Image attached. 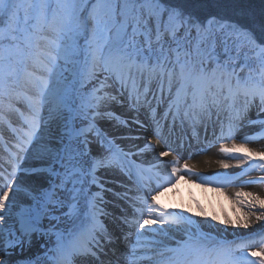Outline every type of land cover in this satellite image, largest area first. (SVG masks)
Segmentation results:
<instances>
[{"label":"snow or ice","instance_id":"snow-or-ice-1","mask_svg":"<svg viewBox=\"0 0 264 264\" xmlns=\"http://www.w3.org/2000/svg\"><path fill=\"white\" fill-rule=\"evenodd\" d=\"M89 2L91 7L85 5L82 11L84 0H0V120L4 119L2 98L8 95L10 81L16 75V66L30 61L43 74L26 70V77L35 87L36 95L26 97L30 115L24 117L28 130L21 139L20 151H25L34 141L40 143L42 123L47 125V121L41 116V109L47 110L49 119L57 122V127L63 124L62 134L57 141L61 147L53 149L47 144H41L36 153L37 159L49 162V167L39 170L48 172L53 177V186L47 191L34 196L29 194L32 202L26 206L16 205L10 198V193L19 191L16 186L18 165L13 162L15 158L6 161L11 164L10 172L7 168L0 172V229L6 228L9 221H12L10 243L14 240L16 245H22L25 238L39 232L43 221L56 212L58 206H66L68 211L65 215L70 220L73 219V204H63V193L71 186L68 199L76 202L84 185L89 182V177L95 183L96 168L103 166V161L96 160L88 168L87 160L82 159L88 154V134L94 130L86 109H95V115H98L101 104L109 97L107 94L98 95L100 89H94L88 100L82 101L80 109L76 110L69 103V76L65 73L77 75L83 81L99 71L104 74L101 88L112 79L122 90L128 91L129 99H134L135 103H140L141 97H146L149 91L145 84L141 93L138 79L151 82L159 76L163 81L166 76L170 93L172 87L176 86L169 109L175 105L179 111L183 105L186 108L185 115L191 111L194 117L205 113L210 117L213 108L219 110L222 106L231 109L239 96L245 97L246 104L255 97H259L261 104H264V65H261L259 80L250 76L241 81L236 77L233 83L235 73L227 71L228 61L223 64L220 62L214 43L210 48L202 46L207 40L214 38L210 31L214 20H210L208 26H203L174 0ZM84 12H87L86 17ZM193 29L196 31L195 37L191 36ZM181 30L185 33L182 37L178 35ZM82 31L87 36L84 45L80 44ZM165 44H168L167 49ZM173 44L175 47H172ZM82 55L83 65L80 64ZM228 59L233 58L229 55ZM77 116L88 120L87 128L78 131L69 128L66 121L69 117ZM236 116L240 117L239 111ZM261 123L264 126V122ZM159 135L156 132V136ZM65 136L68 137L67 144L64 143ZM80 138H83L82 141ZM228 138H232L231 127ZM249 139L255 137H246L245 141ZM81 143L83 147H80ZM145 147L151 148L152 145L147 144ZM240 149H244L243 144H233L231 148L222 145L220 151L228 153ZM244 150L264 161V152ZM167 155L168 152H160L161 157ZM249 158V155L244 157L245 160ZM221 164L228 167L222 161ZM170 165L171 172L164 177L163 183L157 184L151 203L147 199L142 200L148 217L143 218L142 222L135 221L139 224V229L145 230L138 231L137 234L143 236L145 232H153L158 235L166 232V229L181 225L189 226L185 230L189 234L186 240L174 247L162 242L159 246L154 244L149 261L154 264H264V231L252 243L242 241L235 247L209 245L191 232V226L196 222L189 216L166 212L162 206H157V195L160 194L158 190L165 184L171 185L173 181L180 179L179 160L174 158ZM187 167L184 165L185 169ZM253 169L264 172V163L258 167L251 166L248 170ZM186 174L191 175V171L188 170ZM260 182H264V176L246 183ZM236 196L249 198L246 205L244 201H240L242 206L249 209L240 226L248 228L257 221H264V198L252 192H237ZM257 206L261 210L259 213L252 210ZM145 207L137 209L141 217ZM153 225L159 227L153 228ZM85 231L83 228L80 231L66 229V234L58 236L53 264H75L78 256L96 255L89 247L91 240L95 239L91 231L87 233L90 239L82 242ZM249 248L254 250L245 253V249ZM0 264H5V261L0 259Z\"/></svg>","mask_w":264,"mask_h":264},{"label":"rangeland","instance_id":"rangeland-1","mask_svg":"<svg viewBox=\"0 0 264 264\" xmlns=\"http://www.w3.org/2000/svg\"><path fill=\"white\" fill-rule=\"evenodd\" d=\"M87 0H84V3L81 5V9L83 11L85 5L89 7V4H85ZM91 7V4H90ZM84 16H87V12L83 13ZM210 20H214L213 25L210 28L211 33L214 34V38H210L205 42L204 47H212L213 43L215 45L216 53L218 54V58L220 62L223 64L225 61H228L229 67L227 71L229 73L234 72L235 75L232 77L233 83H235L236 77H239L241 81L245 77H252L254 80L260 79V72H261V65H264V52H262V49H264V46H260L257 44V40L254 39V36H252V31L246 30L240 25L236 24V22H227V21H219L216 19H208L205 22L200 23L203 26H208V22ZM90 28V23H89ZM179 36H184L185 33L183 30L178 34ZM191 36H196L195 29L192 30ZM87 39V36L82 31L80 36V44L84 45L85 41ZM168 39L167 37L165 38ZM195 43V40H193V44ZM172 47H175V44L172 45ZM165 48H168V44H165ZM225 49L228 51L226 52ZM171 56L172 54L169 53ZM231 55L233 58L232 60H229L228 57ZM84 56L82 55L80 57V64L83 65ZM17 71L14 79L10 81V87L8 90V95L3 97V116L7 117L8 112L18 108L17 104L13 100L14 97H21L23 99V96L26 97H35L36 95V89L35 87L29 83L27 77H26V70L37 72V74L42 75L43 73H40L38 69L32 65V63L26 62L23 65H17L16 66ZM65 75L69 76L68 80V90H69V103L74 106L76 110L80 109L81 103L86 102L89 98V94L93 92L94 89H100V91L97 93L98 95H105L109 97V99L106 102H103L98 109L99 114L95 115V112L97 110L89 108L86 109L88 120H92L94 125L93 132L88 134V147H87V155L83 157L82 159L87 160V167L91 168V164H93L96 160L103 161L104 164H111L118 167H126L128 166L131 161L132 157L129 154H125L120 148L119 140L122 138H126L127 140H130L132 145H137L136 141L137 137L133 135L130 131L138 130L136 128L135 122H132L134 119H139L140 116L145 117V114L147 117L150 118L149 122L143 121L142 129L145 130L147 125H151L155 129H157L159 132V136H156L154 134H151V131L149 132L150 139L156 143L158 146H161V141L166 140L167 138H170L171 135L173 136V133L176 135H180L178 130L179 127L182 125L189 124L194 126V117L190 115L188 118L183 116H173L174 113L177 111V108L175 105L171 109H169V104L173 99V95H170V93H165V86L162 85V82L167 83V77L165 76L163 81L157 76L156 79L152 80L151 82H154L155 87H150V85L147 82L139 83L142 84L140 87L141 93L144 91V86L147 84V87L149 89L146 97H141L140 103H135L134 107H131L129 111L122 112V107L125 106V94H127L129 98V94L127 90H122L120 88V85L115 83L112 79H109L103 88H101V82L104 81V74L101 72H97L95 76L90 77L88 79H84L81 81L80 77L77 75H70L69 73H65ZM145 81V80H144ZM23 83H27L26 90L23 91ZM30 86V87H29ZM174 89V87H172ZM111 97H115V99H111ZM153 99L155 102L148 104L147 102ZM143 101H145V104H143ZM9 105L13 108H9ZM254 105V107H253ZM107 106H111L112 108H107ZM183 106V105H181ZM180 106V107H181ZM114 107L120 109L115 111ZM185 108V106H183ZM253 107V108H252ZM21 110V107H19ZM18 108V109H19ZM106 108V109H104ZM182 108V107H181ZM186 109V108H185ZM252 109V110H251ZM105 110L113 111L116 114L112 113H103ZM213 110H216L218 113L217 119L222 122L224 125L229 124H235L239 126V129L237 131L238 135H232V138H228L225 141L218 142L217 145H223L224 147L231 148L233 144H236L237 146L243 144L244 149H247L248 146L251 148H248L247 150H251V152H264L260 150V146L264 145V126H262L261 122H264V104H261L259 97H255L250 99V101L246 104L245 103V97L239 96L236 100L235 105L229 109L227 106H222L219 110L216 108H213ZM14 111V110H13ZM240 112V117L237 118L236 112ZM46 109H41V114L46 117V120L48 122V127L45 126L44 131L41 133L40 143L37 151H39L41 144H47L49 147L52 145L53 141L55 140V135H61L62 134V128L63 124H60V127H57V122H55V126L52 125L51 120L48 117V114ZM95 115V119L93 120V116ZM75 116V113H74ZM258 121H253L256 119ZM88 120H84L82 118H79L78 116L76 118L69 117L66 121L69 128L79 130L82 128H87L88 126ZM5 121V119H3ZM201 127H197L198 133L196 135H199L200 129L205 128L206 121L203 120ZM173 124H179L180 126H177V129L174 128ZM15 129V128H14ZM148 129V128H147ZM259 129V130H258ZM122 131H128L127 133H122ZM147 131V130H146ZM148 132V131H147ZM226 131H223V128L221 130H218L215 134L214 132H211L207 137H214L216 138L218 135L225 133ZM182 135H188L191 136V134H188L187 131H183ZM246 137H255V139H249L247 142L245 141V138L243 140H240V136ZM181 136V135H180ZM83 138H80L82 141ZM64 142L68 143V137L65 136ZM75 144L76 142L73 141ZM192 146V150H195L197 152L198 148L200 146H207L201 143H194L190 142ZM247 145V146H246ZM187 146V145H186ZM80 147H83L82 143L80 144ZM176 148V144L174 146ZM177 149H181V147H178ZM244 149H240L237 151H232V155L234 157H239V159H235V161L241 165V166H248L249 168L251 166H259L260 164L264 163V161H261L258 156H252L249 152H246ZM169 154L180 157L184 164L189 162L190 160H193V157L191 155H188L186 157L180 156L177 151H170L169 149H165ZM178 150V151H179ZM36 151V152H37ZM148 153L145 157L142 159V161H147L149 157L150 150L146 149ZM190 151V150H187ZM206 152H203L201 154H196L203 156L206 154ZM220 153H223L220 151ZM238 153V154H237ZM115 154L119 159L115 160L112 158V155ZM245 155H249V159L245 160ZM89 158V159H88ZM90 160H92L90 162ZM95 160V161H93ZM190 161V162H191ZM39 163H43L46 166L49 167V162H45L42 160H37V157L35 155L34 160L29 161V165H37ZM41 165V164H39ZM169 166L171 167L170 163ZM58 168V165L56 166ZM98 168V167H97ZM182 170V174H185V171L189 170V167L187 169L184 168V165L180 167ZM194 167L192 166V170ZM195 170V169H194ZM41 173V172H40ZM48 173V172H46ZM202 173V174H200ZM200 173H196L194 171V175L201 176L204 178L201 180L202 183H205L207 181V171H201ZM35 174V170H31L29 172H25L23 176H21L18 179L17 188L19 191L15 193H10V198L12 199L13 203L16 205H24L31 203V196L37 195L39 193H42L44 191H47L50 187H52V180L53 177L50 175V173L47 176H44V182L41 185V187H35L33 189H28L22 185L21 181H24L26 185L31 184V182L28 179L29 175ZM264 176V172L258 171V170H248V172H245L246 177H250L252 181L259 180L260 177ZM142 182L145 185H150L149 178L146 176H142ZM90 179V177H89ZM247 181L243 182L241 186L237 189V192L245 193V192H252L256 195L261 196L264 198V182L260 183H246ZM114 184L115 182H111ZM136 183V181H135ZM262 184V185H260ZM180 184L177 183V181H173V183L169 186H173L174 190L173 193H175L174 199L176 200V207L179 209H188L192 212H199L203 216L204 220H197L194 225L191 226V230L193 233H195L197 236H199L201 239L207 240V244L209 245H217V246H232L235 247L237 243H240L242 241L252 243L253 240H256L258 237V234L264 231V221H257L250 225L248 228H244L240 226V222L242 221L244 215L249 211V209L246 206H242L240 201H244L245 205L249 201L248 197L241 196L237 197L235 196L234 199H231L232 195H225L220 196L217 195L216 199L215 197L213 199H209V201L206 202L208 199H202L197 196H194L191 192L190 186H179ZM256 185H260V189H256ZM116 188L110 187L108 183H104L101 188V194L107 193L109 195L112 194V196L116 195L115 193ZM68 191H71V186H69ZM68 191L63 193V197H61L64 205H67L70 201H68ZM93 191L91 190V185L88 182L84 185L83 192L81 195L77 198V201L82 202L87 205L91 203V197H93ZM184 192H188V195H185ZM236 192V193H237ZM18 198L24 199L23 202L19 201ZM108 199L106 205L111 207V213L114 215H119L120 219H124V217L131 216L132 218H135V216H139V221L142 222L143 218H147L148 214H135L134 212H131L127 205L130 203L128 199ZM233 198V197H232ZM17 199V200H16ZM21 199V200H22ZM28 199V200H25ZM146 199H151L149 195L146 196ZM109 200H114L109 201ZM210 201H214V209H211L212 203ZM163 207V206H162ZM163 210L166 212H169L166 207H163ZM253 211H256L259 213L261 211L258 206ZM68 211L67 207H60L58 206L57 211L52 213L47 219L43 221V227L38 232L40 236H38L39 244L34 249L33 253L29 252L30 246L27 244L26 238L24 239V243L22 245H16L15 241L12 240V243H10V236L9 233L13 230L12 221L10 225V230L6 237L8 238L9 242L8 244L2 245L4 231L3 229H0V259H3L6 264H51L53 263L51 259H49L50 254H53L54 256V250L56 249L57 245V238L59 234L61 233L65 221L64 219L67 217L65 213ZM183 211V210H182ZM127 212V213H126ZM81 217L85 216L84 211L78 212ZM122 213H126L125 215L121 216ZM159 213H154V215H158ZM224 223H221V222ZM119 223H122L119 221ZM159 227V225H156ZM204 226L207 227L210 231L209 233L205 234L202 231L206 230L203 228ZM18 228V225L16 226ZM138 231H145L143 229H139V224L137 223ZM156 227V228H157ZM179 230H176V229ZM187 228H189L188 225H181V226H173L171 229H166V232L158 234L157 238L153 240L151 246H145V252L143 254V263L148 262L149 264H154V262L149 261V256L151 255V248L155 244L159 246L161 242L169 247H172L175 245L177 241H180L182 237L187 236V232L185 231ZM58 229V231H57ZM137 231V233H138ZM135 234L132 241L134 244V250L137 254L140 252L139 248H136L138 243L145 239V234L143 236H139L138 234ZM209 234V235H208ZM18 235V233H17ZM115 235L117 237H125L124 232L122 229H118V231L115 232ZM38 241V240H37ZM49 241V242H46ZM149 242V241H148ZM125 250V248L123 249ZM132 248L127 249V252L129 255H131L133 252H131ZM254 250L252 248L245 249V253L248 251ZM49 259V260H48ZM254 259V258H250ZM132 260V257H131Z\"/></svg>","mask_w":264,"mask_h":264},{"label":"bare ground","instance_id":"bare-ground-1","mask_svg":"<svg viewBox=\"0 0 264 264\" xmlns=\"http://www.w3.org/2000/svg\"><path fill=\"white\" fill-rule=\"evenodd\" d=\"M247 77H245L243 80H245ZM147 82L150 87H155L156 84L154 82H148L144 80L138 79V83ZM162 85L165 86V93L169 92V86L168 82L164 83L162 82ZM27 86V83H23V91H25ZM142 84H140V87ZM30 87V86H29ZM174 89L171 90L170 95H175L176 86H173ZM13 100L17 104L16 108L12 109L8 112L7 117L5 116L3 120H0V172H3L5 168L10 172L11 171V164L7 163L6 161L13 160V162H16L17 167V180L24 175L25 172H29L31 170H35V174L29 175L27 181L29 180L31 184L26 185L24 181L22 182V185L28 189H33L35 187H41V185L44 182V176H47L49 173L39 171L40 169L47 168L43 163H39L37 165H29V161L34 160V157L36 155L37 148L40 143L33 142V145H30L25 151H20V144L21 139L24 138V133L28 130L27 124L24 122V117L30 115L29 106L27 99L23 96V99L21 97H14ZM125 106L122 107V112L129 111L131 107H134L135 100L129 99L127 94H125ZM155 101L153 99H150L147 103H154ZM145 104V101H143V104ZM182 107V108H181ZM179 108V111H176L173 116H183V117H189L192 115L191 111H189L188 115H185L186 109L181 106ZM254 107V105H253ZM252 107V108H253ZM107 108H112L111 106H107ZM255 108V107H254ZM106 109V108H104ZM115 111H121L120 109L114 107ZM252 110V109H251ZM105 110V114L112 113L116 114L113 111ZM48 114V113H46ZM44 121L46 120V117L41 114ZM193 116V115H192ZM218 113L216 110H211V116L209 117L206 113L200 116L194 117V126L186 124L180 126L179 124H173L174 128L177 129V126L179 127V134L176 135L173 133V136L171 135L170 138H167L164 141H161V146H158L156 143H154L150 139L149 132L151 131V134L156 135V132L158 131L151 125H147L146 129H142L143 121L149 122L150 118L147 117L145 114V117L140 116L139 119H134L132 122H135L136 128L138 130L130 131L133 133L134 136L137 137L136 144L132 145L133 142L130 140H127L125 137L119 140L120 148L125 154H129L132 157L131 163L126 167H118L109 164H104L103 166H100L96 168L95 172V178L96 182L92 183L91 178L89 179V183L91 185V190L93 191V197H91V203L89 205L76 201L72 202L70 200L69 203L73 204L74 212H73V219H69L66 217L64 219L65 224L61 231V233H65L66 229L69 230H76L80 231L82 228L86 230L84 232V235L82 236V242H87L90 237L88 236V231H91L94 235L95 239L91 240V243L89 244V247H91L92 252L96 253L95 256L88 254L84 256H78L75 259V264H149L148 262L143 263V254L145 252V246H148L152 244L153 240L157 238V234L153 232H146L145 239L138 243L136 248L140 249V252L137 254L136 251H133L134 244L132 241L134 235L138 231L137 223H135L136 220L139 219V216H135V218L124 217V219H120L119 215H114L111 213V207L107 206V200L108 199H128L129 204L127 205L128 209L131 212H134L135 214L140 213L137 211L138 208L145 207L142 205V200L146 199V196L149 195L150 197L152 195L156 194L157 191V184L163 183L164 177H166L171 172V167L169 166V163L174 159L179 160V167L182 165H187L189 167V170L191 171V175L182 174V170L180 169V179L176 180L179 186H190L191 192L194 196H197L202 199H213L217 195L225 196V195H232L231 199H234L236 196L237 189L241 184L245 181H252L250 177L245 176V172H248L249 167L248 166H241L239 165L232 155V152L228 153H220L221 145H217L218 142L225 141L228 139L229 134V128L231 127L232 135H238L237 131L239 129L238 125L235 124H229L224 125L222 122H220L217 119ZM203 120L206 121V126L203 129H200L199 135H196L198 133L197 127H201ZM253 121H258L257 118ZM52 125L55 126V122L51 121ZM46 127H48V122ZM15 128V129H14ZM148 128V129H147ZM223 128V131H226L225 133H222L218 135L216 138L214 135L212 137H207L211 132H214V134ZM45 125L42 123V131H44ZM148 132H147V131ZM187 131L188 134H191V136L188 135H182L183 131ZM259 130V129H258ZM41 131V133H42ZM127 133L128 131H122V133ZM245 137L240 136V140H243ZM59 139V135H55V140L53 141L52 145L50 146L53 149L61 147V145L57 142ZM190 142L194 143H201L207 146H200L197 150H192V146ZM65 143V142H64ZM66 144V143H65ZM151 144V148L145 147V145ZM176 144V148H174ZM187 145V146H186ZM247 146V145H246ZM178 147H181V149H177ZM251 148L250 146L247 147ZM146 149L150 150L149 157L147 161H142V159L145 157L148 151ZM165 149H169L170 151H177L180 156L186 157L188 155H191L193 157V160L190 162H187L184 164V161L177 156L174 155H167L164 157L160 156L161 151L167 152ZM179 150V151H178ZM190 150V151H187ZM260 150H264V145L260 146ZM37 151V152H36ZM203 156L196 155L201 154L203 152H206ZM238 154V153H237ZM22 157V158H21ZM112 158L117 160L120 157L113 154ZM89 159V158H88ZM39 160V159H37ZM92 160H90L91 162ZM95 161V160H93ZM221 161L228 165L227 168L223 167L221 164ZM92 166V164H91ZM192 166L194 169L192 170ZM194 171L197 173H200L201 171H207V181L205 183H202L200 179H198L196 175H194ZM41 172V173H40ZM142 176L148 177L150 181V185H145L142 182ZM202 174V173H200ZM19 177V178H18ZM201 177V176H199ZM136 181V183H135ZM108 183L110 187H115V193L116 195L112 196L107 193L101 194V188L104 183ZM111 182H115L112 184ZM262 185V184H260ZM260 185H256V189H260ZM174 187L169 186L168 184H165L162 189H159V195H157V206H163L166 207V209L169 212H177L182 213L183 215L189 216L191 220L197 221L201 220L203 221L204 218L199 212H192L188 209H179L176 207V200L174 199L175 193H173ZM185 195H188V192H184ZM15 200L14 198H12ZM18 198L19 201L23 202L24 199ZM17 200V199H16ZM28 200V199H25ZM149 203H151V199H147ZM113 201L114 200H109ZM66 202V201H63ZM212 203L211 209H214L215 202L210 201ZM68 203V204H69ZM183 210V211H182ZM79 211H84L85 216L81 217L79 215ZM127 213V212H126ZM126 213H122L121 216L125 215ZM144 214L147 213V209L145 207ZM156 214V213H155ZM121 221L122 223H119ZM9 224H11V221H9ZM3 229L4 236L2 245L8 244L9 240L6 237L10 230V225ZM153 228H156V225L152 226ZM205 231V234L209 233L207 232V227H203ZM118 229H122V231L125 234V237H117L115 235V232L118 231ZM58 231V229H57ZM192 232V230H191ZM60 233V234H61ZM193 233V232H192ZM59 234V235H60ZM66 234V233H65ZM188 232L186 237H182L180 241H177L174 246H176L177 243L183 242L188 237ZM209 235V234H208ZM38 236L40 234L34 233L30 238H26L27 244L30 246L29 252L33 253L36 246L39 244ZM38 240V241H37ZM205 243H207V240L202 239ZM149 241V242H148ZM49 242V241H46ZM24 243V242H23ZM25 244V243H24ZM172 246V247H174ZM57 248V245H56ZM125 248V250H123ZM132 248L131 252H133L131 255L128 254L127 249ZM56 256V249L54 250V256L53 254H50L49 259L53 260V258ZM132 257V260H131ZM48 259V260H49ZM53 262V261H52ZM6 264V263H5ZM53 264V263H51Z\"/></svg>","mask_w":264,"mask_h":264},{"label":"trees","instance_id":"trees-1","mask_svg":"<svg viewBox=\"0 0 264 264\" xmlns=\"http://www.w3.org/2000/svg\"><path fill=\"white\" fill-rule=\"evenodd\" d=\"M197 22H236L264 46V0H174Z\"/></svg>","mask_w":264,"mask_h":264}]
</instances>
